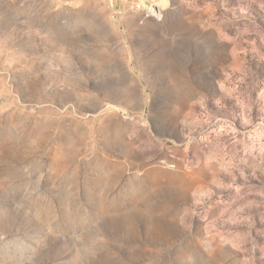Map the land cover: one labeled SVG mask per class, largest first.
Listing matches in <instances>:
<instances>
[{
	"label": "rangeland",
	"instance_id": "374dc122",
	"mask_svg": "<svg viewBox=\"0 0 264 264\" xmlns=\"http://www.w3.org/2000/svg\"><path fill=\"white\" fill-rule=\"evenodd\" d=\"M0 264H264V0H0Z\"/></svg>",
	"mask_w": 264,
	"mask_h": 264
}]
</instances>
